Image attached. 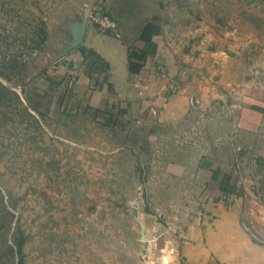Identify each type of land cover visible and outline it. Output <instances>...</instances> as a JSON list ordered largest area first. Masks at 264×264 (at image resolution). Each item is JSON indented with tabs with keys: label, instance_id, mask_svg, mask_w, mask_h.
Segmentation results:
<instances>
[{
	"label": "rangeland",
	"instance_id": "obj_1",
	"mask_svg": "<svg viewBox=\"0 0 264 264\" xmlns=\"http://www.w3.org/2000/svg\"><path fill=\"white\" fill-rule=\"evenodd\" d=\"M100 14L121 36L99 32L134 39L152 21L200 59L184 119L115 111L114 94L106 108L82 44L60 50ZM262 81L264 0H0V264H187L217 197L201 157H236Z\"/></svg>",
	"mask_w": 264,
	"mask_h": 264
},
{
	"label": "crops",
	"instance_id": "obj_2",
	"mask_svg": "<svg viewBox=\"0 0 264 264\" xmlns=\"http://www.w3.org/2000/svg\"><path fill=\"white\" fill-rule=\"evenodd\" d=\"M74 38L61 42L60 50ZM162 39L161 33L152 36L151 44L139 36L119 39L87 24L81 44L109 63L106 108L114 94L115 111L119 105H131L134 114L148 110L167 123H176L189 114L197 98L202 96L197 97L183 69H189L200 59L189 48L178 53L173 47L166 48ZM246 40L248 47L253 45V39ZM213 53L218 52L213 50ZM70 56L82 57L78 50H73ZM159 62L166 65L169 77L158 75ZM173 81L179 87L175 93L171 92ZM248 98L252 102L241 112L246 139L237 145L236 157L227 163L210 156L201 157L199 166L211 173L214 183L209 194L217 197L207 203L208 218L201 234L196 241H187L184 253L187 264H264V81Z\"/></svg>",
	"mask_w": 264,
	"mask_h": 264
},
{
	"label": "trees",
	"instance_id": "obj_3",
	"mask_svg": "<svg viewBox=\"0 0 264 264\" xmlns=\"http://www.w3.org/2000/svg\"><path fill=\"white\" fill-rule=\"evenodd\" d=\"M159 31H160V28L155 26V24L152 21H150L142 29V32L140 33L139 38L141 40H144L146 43L151 44L152 43V36L155 34H158ZM46 39H47V32L44 29L42 41H46ZM80 48L82 50L84 57L93 58L92 63H91L92 68L96 71L106 72V79L108 80V78H109V74H108L109 63L103 57H101L96 51H94L93 49L86 48L84 45H81ZM109 90L110 91L113 90V87L111 84H109Z\"/></svg>",
	"mask_w": 264,
	"mask_h": 264
},
{
	"label": "built area",
	"instance_id": "obj_4",
	"mask_svg": "<svg viewBox=\"0 0 264 264\" xmlns=\"http://www.w3.org/2000/svg\"><path fill=\"white\" fill-rule=\"evenodd\" d=\"M98 19H95L97 26V29L102 32H112L115 36L120 37L121 34L119 32V29L117 27V23L114 20H110L109 16L107 15H99ZM105 21L107 23H105ZM157 73L160 77H166L168 74L165 70V68L162 65H157ZM179 89L178 84L176 82L171 83V92L175 93Z\"/></svg>",
	"mask_w": 264,
	"mask_h": 264
},
{
	"label": "water",
	"instance_id": "obj_5",
	"mask_svg": "<svg viewBox=\"0 0 264 264\" xmlns=\"http://www.w3.org/2000/svg\"><path fill=\"white\" fill-rule=\"evenodd\" d=\"M86 26H87V23L83 24V26L80 28V30H78L79 28H77L76 31H77L78 35H77L76 39L69 45V47L79 46L83 42Z\"/></svg>",
	"mask_w": 264,
	"mask_h": 264
}]
</instances>
